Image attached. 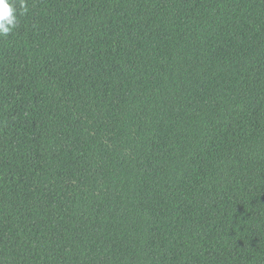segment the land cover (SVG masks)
I'll return each mask as SVG.
<instances>
[{
    "label": "trees",
    "instance_id": "obj_1",
    "mask_svg": "<svg viewBox=\"0 0 264 264\" xmlns=\"http://www.w3.org/2000/svg\"><path fill=\"white\" fill-rule=\"evenodd\" d=\"M21 2L0 264H264V0Z\"/></svg>",
    "mask_w": 264,
    "mask_h": 264
},
{
    "label": "clouds",
    "instance_id": "obj_2",
    "mask_svg": "<svg viewBox=\"0 0 264 264\" xmlns=\"http://www.w3.org/2000/svg\"><path fill=\"white\" fill-rule=\"evenodd\" d=\"M18 11L14 0H0V38L13 33L19 23V15L27 12L26 5L21 2Z\"/></svg>",
    "mask_w": 264,
    "mask_h": 264
}]
</instances>
